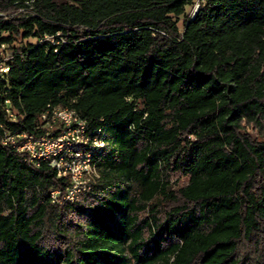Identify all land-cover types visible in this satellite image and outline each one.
Listing matches in <instances>:
<instances>
[{"label":"trees","instance_id":"16d2710c","mask_svg":"<svg viewBox=\"0 0 264 264\" xmlns=\"http://www.w3.org/2000/svg\"><path fill=\"white\" fill-rule=\"evenodd\" d=\"M76 1L0 0V264H264V0ZM49 104L103 142L80 198L4 143Z\"/></svg>","mask_w":264,"mask_h":264},{"label":"built area","instance_id":"2783aa9c","mask_svg":"<svg viewBox=\"0 0 264 264\" xmlns=\"http://www.w3.org/2000/svg\"><path fill=\"white\" fill-rule=\"evenodd\" d=\"M0 50V72L7 73L10 58ZM7 103H9L7 101ZM8 116L17 120L15 111L8 106ZM44 131L34 134L26 131L9 133L4 143L10 142L21 152H26L32 159H48L58 171L59 176H68L71 182L63 195L64 199H74L87 181L98 176L92 163L91 153L85 151V145L92 143L102 146L99 138L87 134L86 122L74 109L61 105L49 104L40 115ZM59 190L51 192L53 201H59Z\"/></svg>","mask_w":264,"mask_h":264},{"label":"rangeland","instance_id":"374dc122","mask_svg":"<svg viewBox=\"0 0 264 264\" xmlns=\"http://www.w3.org/2000/svg\"><path fill=\"white\" fill-rule=\"evenodd\" d=\"M73 2H77V1H76V0H73ZM197 7H198V1H196L193 5L187 7V14H188V15L192 14V13L197 9ZM185 18H186V16L180 18V21H179V27H180V29L183 28V24H184V19H185ZM3 54L5 55V54H7V53H3ZM244 131H245V132H248V133L251 134L253 137H256V132H255L251 127H248V126H247V127L245 128ZM187 137L190 138V139H194V137H193L192 135H188ZM179 180H180V184L186 182V181H185V177L180 176V174H178V173L174 174L173 177H172V179H171V181H172L173 183L179 182ZM90 181H92V180L87 181L86 188H82V190L78 193V194H79V195H78L79 198H80L82 192H84L85 190H89V189H90V188H89V182H90ZM76 197H77V196H76ZM78 197H77V198H78Z\"/></svg>","mask_w":264,"mask_h":264}]
</instances>
